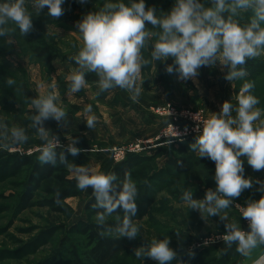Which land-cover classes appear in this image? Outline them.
I'll return each instance as SVG.
<instances>
[{
  "label": "clouds",
  "instance_id": "1",
  "mask_svg": "<svg viewBox=\"0 0 264 264\" xmlns=\"http://www.w3.org/2000/svg\"><path fill=\"white\" fill-rule=\"evenodd\" d=\"M64 2L0 0V37L13 36L17 30L20 36L33 31V11L39 16L47 8L48 16L59 19L64 15ZM78 2L83 4L86 0ZM76 28L80 47L78 53L70 57L76 67L66 77L68 92L77 93L87 87L86 75L94 73L98 77L97 95L120 88L135 101L143 91L142 69L168 58L173 63L166 64L165 71L175 74L180 81L195 80L201 67L213 68L217 64L225 71L224 79L228 82L245 78L247 61L264 55V0H174L166 12L147 6L145 0H128L127 3L106 0L97 11L85 14ZM149 45L150 59H146L143 52ZM5 83L12 87L16 82L8 78ZM254 87V82L245 81L235 106L226 100L219 112H211L202 122L197 120L194 131L198 135L189 147L199 158L215 163L216 188L206 189L203 199H194L190 188L184 189L180 197L189 209L198 211L202 219L219 217L225 228L219 239L229 247L235 244L242 256L264 246V181L245 178L241 159L246 157L254 171L264 170V109L257 107L260 101L253 94ZM30 103L34 110L29 116L30 127L42 141L39 162L55 166L59 161L67 166L78 190H92L95 202L91 206L97 210L95 222L99 235L129 240L140 235V225L133 219L138 211L139 191L131 173L126 170L121 180L114 172L104 173L83 164L69 163L66 153L75 157L84 151L76 146L79 138L66 137L65 145L45 127L48 120H55L60 127L69 124L55 83L46 93L32 97ZM83 113L87 128L93 129L97 118L92 114L91 105L85 106ZM28 139L24 127L9 128L7 124H0V140L4 141L0 146L4 149L26 143ZM254 185H259L256 191L262 193L261 197L249 198L243 206L234 205V201ZM233 205L248 222L247 231L238 222H228L226 210ZM117 213H123L122 217ZM113 214H117L114 225L108 223ZM170 243L168 236L154 237L146 245L134 248L133 253L137 259L170 264L178 255ZM188 255L194 257L195 253L190 249Z\"/></svg>",
  "mask_w": 264,
  "mask_h": 264
},
{
  "label": "rangeland",
  "instance_id": "2",
  "mask_svg": "<svg viewBox=\"0 0 264 264\" xmlns=\"http://www.w3.org/2000/svg\"><path fill=\"white\" fill-rule=\"evenodd\" d=\"M167 1L170 6L174 3V0ZM105 2L106 0H86L85 3L81 4L78 0H65L62 5L65 10L64 15L57 20L48 16L47 8L39 16L33 11L34 28L33 31L26 35L33 37L35 39L33 42H28L26 36H20L18 30L13 36L0 37V124H7L9 128L12 126L24 127L29 137L26 143L12 146L8 149L0 146V151L14 154H31L38 158L42 141L37 136L35 130L30 127L31 122L29 116L34 111L31 108L30 100L32 97L49 91L50 85L53 83H55L56 91L60 95L61 106L66 112H69V105H74L76 109L73 115L78 123L82 124L83 128L82 131H76L70 121L68 127L58 126L55 120H48V123L51 124L45 122L46 128L51 130L55 128L62 144L66 145V137L70 136L78 137L79 144L84 143L85 146H87V143L100 146L99 143L94 142L96 140L91 139L93 134L95 136L97 135L100 139V136L106 138V134L112 131L113 137H116L114 139L115 142L107 143L106 159L102 157L99 165L94 164V161L91 163L87 155V160L69 161V163H75L77 165L83 164L101 171L104 169V166H102L104 162L106 165L109 162L113 164L118 163V161L114 160L113 148L119 151L124 147H130L137 139L152 137L164 126L166 118L162 126L154 133H149L144 131L145 129L140 130L135 127H132L134 128L133 132L135 135L129 134V132L126 134L124 131L120 132L118 128L116 131L111 117L114 108L108 104L113 103L111 98L110 100L108 98L109 93L104 97L106 93L104 92L101 97H98L94 92L97 89L95 87L96 83L91 82H88L87 87L81 91L69 93L68 85L62 82V79L67 82L66 77L74 69V66L67 62V60H56L54 65L50 67L42 59L34 55L33 47L51 46V48L61 54L75 56L80 47V37L76 28L77 22L88 12L97 11ZM125 2L127 3L128 0H125ZM145 4L149 7L154 6L158 11H165L161 0H145ZM9 40H11V43H9ZM150 51L151 46L149 45L143 52L146 59H150ZM261 57L264 58V55ZM158 62H152L142 69V83L145 78L144 69H151L155 72ZM166 64L168 63H163L164 68ZM8 78L14 79L16 82L15 85L12 87L7 86L5 81ZM249 81L255 84L253 94L260 101L257 107L264 108V88L262 89L263 93H259L257 88L259 85L257 83L258 80ZM244 82L242 80L233 81V89L237 94ZM236 86H238V90H235ZM17 89H20V91L18 92ZM62 89L65 91V93L63 91L64 94L62 93ZM166 103L176 107L178 110L189 108L201 109L205 115L209 117L211 115L202 107L176 106L171 101H165L163 104ZM87 105H91L92 114L97 118L96 126L93 129H88L86 126L83 109ZM126 107L123 106V110H121L123 112V118L119 119L120 122H125V118H128L126 116L127 113L130 114L131 119L137 117L135 115L138 113L137 107H134L136 109L134 110L135 113H133L132 109ZM152 107L154 105L149 107L150 111ZM78 108L80 109L78 110ZM120 108L121 106L118 104L116 107L118 109L117 114ZM137 120L136 118L133 121L137 122ZM142 126L146 128V125ZM127 128L129 130L131 129L129 123L127 124ZM3 142V140H0V145ZM172 144H176V142H163L156 146L155 148L164 145L166 148L169 147V149L151 158V160H139V163H136L132 167V172L146 174L152 168L162 165L165 156L169 153H174V149L171 148ZM77 147H81V145ZM151 151L145 153L149 154ZM188 152H192L190 148H188ZM193 154L198 155L195 152ZM244 174L245 178H247V174L245 172ZM214 176L215 170L206 171L200 167H195L190 172L180 175L173 185L164 188L158 194L153 210L147 213L142 219L135 220L140 225V235L133 240L127 239L129 246L117 253L111 263L157 264V262L148 258L144 260L137 259L133 253L134 248L146 245L154 237L157 239H163L165 236L170 237V247L177 254L188 253L190 249L194 253L201 252L203 248L212 245L218 247L217 251L223 249L226 244L219 237L225 233L224 222L220 221L219 217L204 216L202 219L198 211L189 209L180 198L182 191L187 188L194 190L197 187L198 189L200 188V191L202 190L201 192H206V189L209 188L215 190L216 184ZM66 178L69 180L74 179L69 170L67 171ZM22 180L21 172L13 171L7 165L0 168V264H44L47 257L58 246V240L62 236V230L58 228L59 225L64 224L68 226L81 218H86L83 206L86 198L91 195V189L80 191L77 189L76 182H58L57 185L60 189L68 188L76 193L74 196L65 198L61 202L62 204L58 205V207L65 206L69 211H53L51 197L42 189L35 190L31 199V205L28 208L20 209L19 206L22 205L19 201L22 191ZM134 181L137 183V179ZM234 203L238 204L237 199ZM226 211L228 214V222L242 221L239 210L234 205ZM221 214L223 215V213ZM174 231L181 234L182 237L173 238L171 234ZM206 241L207 243H205ZM210 254L214 255L217 253ZM211 255L200 256V259L203 260L205 257ZM185 264L190 263L187 262Z\"/></svg>",
  "mask_w": 264,
  "mask_h": 264
},
{
  "label": "trees",
  "instance_id": "3",
  "mask_svg": "<svg viewBox=\"0 0 264 264\" xmlns=\"http://www.w3.org/2000/svg\"><path fill=\"white\" fill-rule=\"evenodd\" d=\"M165 12L168 11L171 6L167 0H161ZM151 27L150 25H147ZM28 42H33L35 39L30 36H26ZM34 55L42 61L52 67L56 60L66 61L71 63L74 68L76 67L74 61L70 59L67 54H61L50 47H33ZM168 64H172L171 58L166 61ZM164 62H158L156 64L155 74L158 81L168 88L169 75L163 67ZM248 75L237 81H249L258 80V92L263 93L264 88V58L258 57L256 59H249L245 65ZM148 71L149 69L145 68ZM146 77V76H144ZM86 80L91 83H96L98 77L94 73L86 75ZM68 85V81L65 82ZM148 79L144 78V84L147 85ZM239 86V84H238ZM238 86L235 90H238ZM256 88V89H257ZM64 89H62L63 93ZM17 93V92H16ZM264 94V93H263ZM69 112H74L76 107L72 104L69 105ZM197 135L189 136L187 138L178 140L176 144H172L171 148L174 149V153H169L165 156L163 164L158 167L152 168L150 172L146 174H137L132 172V167L139 163V160L147 159L158 156L169 149L164 145L152 149L151 153L145 152L128 153L124 160L114 164L108 170V173H116L119 179H123L124 172L127 170L131 173L132 178L137 179V187L139 195L137 197L138 211L134 220L142 219L147 213L153 210V206L157 201L158 194L166 187L173 185L180 175L190 172L195 167H200L203 170H215V163L207 158H199L198 155L189 153L188 148L190 144L195 142ZM60 151V150H58ZM69 161L87 160V156L83 153L73 157L71 154L66 153ZM244 165L245 173L256 174L247 163L246 157L241 158ZM8 166L9 169L21 172L22 174V191L20 193V209H26L31 205L32 196L37 189H42L48 196L51 197V203L53 204V211L67 212V208L61 205L62 201L70 196H74L76 193L68 188L60 189L57 185L58 182H76L75 179H67V166L60 164L59 161L55 166L51 164H41L37 157L31 154H14L7 153L6 151H0V168ZM202 191V190H201ZM197 187L193 190L194 199H203L205 192H201ZM58 193V195H57ZM252 190H245L237 200L253 199ZM95 202L94 197L91 195L86 199L83 211L86 214V218H81L77 222H73L68 226L64 224L59 225V229L62 230V236L59 238L57 247L53 250L44 264H112L111 261L114 256L120 251L126 249L129 246L127 238H117L115 235L101 237L99 235L100 229L95 222L96 209L92 208V204ZM122 217L123 213H117ZM108 218V223L114 225L115 215ZM173 238H181V234L177 235V232H173ZM218 247L209 246L203 248L201 252L195 253L194 257H190L188 253H181L177 255V259L170 262V264H183L189 262L190 264H241L239 253L236 248L231 246L225 249L218 250ZM217 253L211 255L210 253ZM211 255L205 257L203 260L200 256Z\"/></svg>",
  "mask_w": 264,
  "mask_h": 264
},
{
  "label": "crops",
  "instance_id": "4",
  "mask_svg": "<svg viewBox=\"0 0 264 264\" xmlns=\"http://www.w3.org/2000/svg\"><path fill=\"white\" fill-rule=\"evenodd\" d=\"M225 71L222 69V67L217 64L216 67L209 68V67H201L199 69V75L195 78V80H187V81H180L177 79V76L175 74L169 75L168 80V88H166L165 85L160 83L158 81V78L151 69L146 71L144 70V76L148 79L147 85L144 84V80L142 83L143 91L138 98V100H132L130 98V95L125 90H122L120 88H114L109 91H107L104 95V97L109 93V100L111 98L113 103H108L109 106H111L113 109L112 111V121L114 122V128L117 131V128L120 132L124 131V133H131L132 135H135L133 132L132 127H135L140 130L147 131L149 133H154L157 131L162 124L165 122V117H160L155 114H153L149 107L151 105H159L163 104L165 101H171L176 106H192V107H202L205 109L207 113L211 112H219L220 108L224 101H230L234 106L237 104V94L233 87L234 83L228 82L224 79ZM236 81V80H235ZM234 81V82H235ZM97 89L94 90L95 93L98 91L97 83L95 86ZM65 93V91H64ZM63 93V94H64ZM119 95H118V94ZM236 93V94H235ZM97 95V94H96ZM103 94L101 93L98 95V97H101ZM95 96V95H94ZM97 98V96H95ZM92 102V101H91ZM95 102V99H94ZM163 102V103H162ZM120 104L121 108L119 111V115L117 114L118 109H116L117 105ZM123 106H127L126 108H130L134 110V107H137V114H135L137 117V122H134L131 119L130 114L127 113L126 116L128 118H125V122H120L119 119L123 118ZM80 108H78L79 110ZM264 109V108H261ZM77 111V110H76ZM74 113V112H73ZM73 113L68 114V120L72 122L73 127L76 131H82V124L78 123ZM233 116H235V112L233 111ZM135 117V116H134ZM264 118V116H262ZM130 124L131 129L127 128V124ZM48 123V121H46ZM119 123V124H118ZM51 124V123H48ZM146 125L144 128V126ZM143 127V128H142ZM52 133H55L58 135V132H56L55 128L54 130H51ZM106 138H103L100 136V139L93 134L91 137L92 140H96L94 142L99 143L100 146L92 145V144H86L84 143L77 144L76 146L81 145L82 151L81 153L87 155L92 163L94 161V164L99 165L102 161V157L106 159V145L109 142H115L114 139L116 137H113L112 131L108 132ZM84 140V139H83ZM86 141V140H85ZM91 142V141H88ZM110 161V160H109ZM113 163H110L108 165L105 164V162L102 164L104 166V169L101 170V172H107L111 166H113ZM248 177H252L254 179H259L261 181H264V170L257 171L256 174L252 173H246ZM259 187V185H254V187L250 190L254 193L252 195L253 200H258L262 193L256 191V189ZM92 193V192H91ZM90 196V195H89ZM88 196V197H89ZM87 197V198H88ZM86 198V199H87ZM248 200V199H246ZM246 200H237L238 204L245 205ZM86 201V200H85ZM236 203H234L235 205ZM243 230H248V227L242 222H238ZM225 231V230H224ZM233 247H237L235 244L232 245ZM229 247L226 245L223 249ZM240 257V263L241 264H264V246H259L249 253L247 256H242L239 254Z\"/></svg>",
  "mask_w": 264,
  "mask_h": 264
},
{
  "label": "built area",
  "instance_id": "5",
  "mask_svg": "<svg viewBox=\"0 0 264 264\" xmlns=\"http://www.w3.org/2000/svg\"><path fill=\"white\" fill-rule=\"evenodd\" d=\"M166 104H157L151 108V111L155 113V115L166 118L164 126L152 137L137 139L136 142L132 144L133 146L124 147L119 151L113 148L114 160L119 163L124 160L128 153L149 152L163 142H177L189 136L198 135V133L194 131L197 123H199L198 121L202 122L209 118L201 109L189 108L178 110L176 107L168 103ZM176 132L180 133V136H177ZM242 222L248 227V222L244 220L243 217Z\"/></svg>",
  "mask_w": 264,
  "mask_h": 264
}]
</instances>
